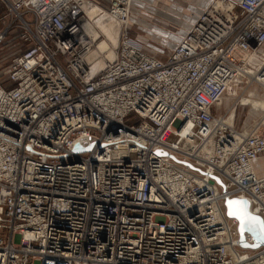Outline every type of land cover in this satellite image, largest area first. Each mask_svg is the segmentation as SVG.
I'll use <instances>...</instances> for the list:
<instances>
[{"label": "built area", "instance_id": "1", "mask_svg": "<svg viewBox=\"0 0 264 264\" xmlns=\"http://www.w3.org/2000/svg\"><path fill=\"white\" fill-rule=\"evenodd\" d=\"M83 2L120 18L111 60L90 59ZM0 5V264H264L221 205L264 222V131L214 114L230 86L264 89V0L214 1L164 61L129 37L130 0Z\"/></svg>", "mask_w": 264, "mask_h": 264}, {"label": "rangeland", "instance_id": "2", "mask_svg": "<svg viewBox=\"0 0 264 264\" xmlns=\"http://www.w3.org/2000/svg\"><path fill=\"white\" fill-rule=\"evenodd\" d=\"M93 1L102 6L103 9L111 6V0ZM214 1L216 0H212L207 7ZM195 3V0H130L128 35L130 38L140 41L148 55L164 61L172 48L178 43L179 38L184 34L183 32L188 28H184L180 23H175L177 17L174 16V13L179 12L187 15L192 20L196 9H199ZM166 5L169 6L168 11L165 9ZM6 18V11L0 5V19L4 20ZM108 21L111 24L113 23L111 20ZM119 24L120 21L117 23V27H119ZM92 35L96 37L99 32L93 31ZM12 51H14V48H5L0 52V67L5 68L8 66V60H4V58H7ZM249 91L253 95H250ZM247 92L248 98L242 99L243 105L239 96L246 97ZM237 93L238 96L232 90L230 95L224 96L223 100L214 107V114H224L227 118L230 115L233 127L242 132H248L255 127H258L260 131H264V93L256 84L244 85L239 88ZM245 99L249 102H244ZM231 111L233 114H230ZM221 183L223 184L222 181ZM218 186L219 191H222L223 188L219 184ZM224 201L221 204L223 214L225 213Z\"/></svg>", "mask_w": 264, "mask_h": 264}, {"label": "bare ground", "instance_id": "3", "mask_svg": "<svg viewBox=\"0 0 264 264\" xmlns=\"http://www.w3.org/2000/svg\"><path fill=\"white\" fill-rule=\"evenodd\" d=\"M83 3H84L83 4L84 12H85L86 16L88 17L87 24H85V27H84V31L90 37H93V35H92L93 31L99 32V35H96V37H94L95 39L97 38V40H98L97 47H96L95 51L92 53V55L90 56L91 58L88 57V59L89 58L94 59L97 56V54H99L101 52L103 55L106 56V59L111 60L115 54V49L119 45V33L120 32H119V29L117 27V23H118L117 20H119L120 18L117 15H114V16L107 15L105 17L101 16V15H99V10L96 7L89 6L86 2H83ZM108 20H111V22H113V23L112 24L109 23ZM183 23L181 24L182 26H183ZM97 62L98 61H96L95 63H92V64H94V65L96 64L95 65L96 67H101L103 65L102 62H100V61L98 63ZM247 80H249L248 77H247ZM244 83H247V82H244ZM251 84H256V86H258L259 89L264 93V89L261 85L255 83V82H253ZM232 90H234L235 95L238 96L237 91H239V85L230 86L228 88L225 96L230 95V92ZM246 94H247L246 97H240L239 96L241 104H243V105H244V103L242 102V99L248 98V92ZM223 98L221 100H223ZM232 111H233V109H232ZM232 111L230 112V114H233ZM229 117H230V115H229ZM230 120L231 119L227 120V122H230ZM231 222L234 225V229L236 231V226H237L236 220L232 219Z\"/></svg>", "mask_w": 264, "mask_h": 264}, {"label": "water", "instance_id": "4", "mask_svg": "<svg viewBox=\"0 0 264 264\" xmlns=\"http://www.w3.org/2000/svg\"><path fill=\"white\" fill-rule=\"evenodd\" d=\"M78 148V145L76 146V149ZM188 165L191 169L197 170ZM213 180H215L222 188H224L223 184L221 183L220 179L216 176L212 177ZM230 201H242L244 202V207L248 213V215L252 217L258 218L260 223H248L244 220L238 219L236 216L230 215V212L232 211V208L229 205ZM224 210H225V216L229 219H235L237 222L236 230L238 233V241H239V246L242 249H258L261 246H264V222L262 218L258 215H254L250 212L249 208V203L245 199H239V198H231V199H226L223 203ZM245 234H248L252 237L253 242L251 244H248L245 241Z\"/></svg>", "mask_w": 264, "mask_h": 264}, {"label": "crops", "instance_id": "5", "mask_svg": "<svg viewBox=\"0 0 264 264\" xmlns=\"http://www.w3.org/2000/svg\"><path fill=\"white\" fill-rule=\"evenodd\" d=\"M211 1L212 0H195L196 2L195 5L199 7V9H196L195 14L200 13L204 8H206L211 3ZM168 7H169L168 5H166L165 7L167 11H168ZM174 14H175L174 16L177 17L175 23L182 24L184 22L183 27L184 28L189 27L190 25L189 23H191V18H189L187 15L180 14L179 12H175ZM179 40L177 42H179ZM250 95H253V94L250 92ZM244 102L247 103L249 102V100L245 99ZM252 169L257 177H260V178L264 177V155H260L252 162Z\"/></svg>", "mask_w": 264, "mask_h": 264}, {"label": "snow or ice", "instance_id": "6", "mask_svg": "<svg viewBox=\"0 0 264 264\" xmlns=\"http://www.w3.org/2000/svg\"><path fill=\"white\" fill-rule=\"evenodd\" d=\"M229 205L232 208L230 215L236 216L238 219L244 220L248 223H260L258 218L248 215L244 207V202L230 201Z\"/></svg>", "mask_w": 264, "mask_h": 264}]
</instances>
